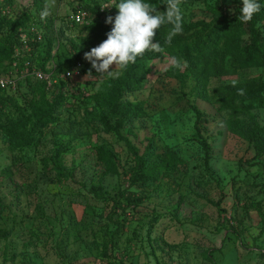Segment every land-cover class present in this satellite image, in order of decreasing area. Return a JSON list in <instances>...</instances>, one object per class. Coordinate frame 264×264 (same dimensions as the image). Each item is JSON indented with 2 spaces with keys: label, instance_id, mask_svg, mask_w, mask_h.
Instances as JSON below:
<instances>
[{
  "label": "rangeland",
  "instance_id": "1",
  "mask_svg": "<svg viewBox=\"0 0 264 264\" xmlns=\"http://www.w3.org/2000/svg\"><path fill=\"white\" fill-rule=\"evenodd\" d=\"M77 1L0 0L8 16L61 26L52 51L84 67L79 87L42 93L31 82L0 100V264H264V68L225 64L201 93L185 62L164 54L114 110L116 81L153 47L138 24L144 10L119 0L115 39L92 45L63 24ZM246 1L157 0L156 14L174 22L166 39L183 44L193 32L176 21L210 22L212 9L236 20ZM255 90L252 101L235 95ZM230 94L236 115L221 103ZM133 152L147 169L164 165L158 181L129 183Z\"/></svg>",
  "mask_w": 264,
  "mask_h": 264
},
{
  "label": "trees",
  "instance_id": "2",
  "mask_svg": "<svg viewBox=\"0 0 264 264\" xmlns=\"http://www.w3.org/2000/svg\"><path fill=\"white\" fill-rule=\"evenodd\" d=\"M115 1V5L108 14L99 13V0L94 4H84L83 0L77 1V5L88 12L90 21L84 26L65 25V28L70 31L71 35L77 38L83 35L82 40L88 44L101 45L105 41H113L121 26L122 17V13L118 11L119 0ZM135 1L144 10V19L139 20V27L142 31L146 32V38L150 40L153 47L143 46L138 54V62L140 64L137 67L126 70L123 77L116 81L115 88L113 89V109L123 92L135 91L140 88L142 80L148 73V70L145 69V62L148 59L162 58L164 54H167L174 60L181 58L185 62L188 75L196 82L195 90L201 93H204L211 78L218 77L221 74V67L225 64H229L230 69L233 71L264 68V35L256 27V22L259 20L261 14H263V9H260V0H247L246 3L249 5V9H239L236 20L227 21L226 19H219L220 13L212 9L216 18L210 22L197 21L186 25L180 21H176L179 28L184 32H193L192 36L194 37L189 42H183V44L172 43L166 39V33L173 28L174 22H167L165 19L157 17V0ZM122 3L127 2L123 0ZM32 26L40 30L41 39L37 40L34 34H29L28 37L32 39L29 42V52L21 53L19 58H15V49L21 47L19 32L26 31ZM58 28L55 27L54 22H45L43 24L42 21L38 22L33 16L31 17L27 14L13 18L12 16H8L7 13H0V75H11V65L15 60L18 62L17 70L19 72L26 69L24 67L26 63L28 64V72L33 69L47 72L49 70L47 68L53 63L56 66V70L54 71L56 83L53 87L57 84L65 83L64 80L59 78V75L75 63V61L63 59L60 53L55 51L56 49L52 51L53 40L62 32V29H60L62 27L59 26ZM246 34L251 35L250 42L242 40ZM79 63H81L82 77L84 67L81 61ZM67 81L74 82L75 86L79 87L80 83L78 79ZM31 82L35 84L34 89L42 93L51 90L46 89L45 83L34 80L31 77H26L23 82L18 84L15 91L0 89V100H12L15 98L18 90L23 87L22 85L27 87ZM262 89H264V86H262ZM257 90L260 91L261 88L259 87ZM257 90L242 95L235 92V95L238 96L237 99L240 101L247 99L252 101L258 95ZM228 92L226 90V93ZM233 98L231 94L228 95V98L222 97L221 103L225 108H231L236 115L239 112L233 105ZM116 114L118 116L122 115L118 111H116ZM195 115L197 121L203 120V114L200 112L195 111ZM17 139V143L20 146H25L30 141L20 137H17ZM247 140L254 146L252 136H248ZM254 149L256 156H259V149L255 148V146ZM133 156L136 165L130 171L128 177L129 183L132 185L139 182L158 181L159 176L164 172V165L147 169L145 161L147 157L145 155L138 156L133 152ZM259 212L261 214V211ZM140 220L143 219L141 218ZM145 220L148 221L149 219ZM151 222L152 220H149L148 223Z\"/></svg>",
  "mask_w": 264,
  "mask_h": 264
},
{
  "label": "built area",
  "instance_id": "3",
  "mask_svg": "<svg viewBox=\"0 0 264 264\" xmlns=\"http://www.w3.org/2000/svg\"><path fill=\"white\" fill-rule=\"evenodd\" d=\"M73 1V0H70ZM114 6L113 2H109L107 4L100 5L99 13L101 14H108L112 7ZM8 13V11H5ZM4 12V13H5ZM67 20L64 21L63 24L69 26H84L87 25L90 21L89 14L86 10L80 8L77 4L73 6L69 13H68ZM33 35L37 37V40L41 39V32L37 29V27L32 26L26 31L19 32V41L20 46L16 48L14 51V57L19 58L21 53L29 52V42L32 40L28 37V35ZM17 60H15L11 65V75L3 76L0 75V89L1 90H8V91H15L17 86L20 82H23L26 77H31L34 80L43 82L46 84V89L50 90L53 85L56 83L55 78V70L56 66L52 63L47 69V72L33 69L32 71L28 72V64H25V70L19 72L17 70ZM81 77V63L75 62L69 68H67L63 73L59 75L61 80H73L79 79Z\"/></svg>",
  "mask_w": 264,
  "mask_h": 264
}]
</instances>
